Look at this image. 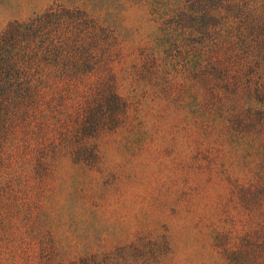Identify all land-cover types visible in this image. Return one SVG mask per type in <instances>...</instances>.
Listing matches in <instances>:
<instances>
[{
    "label": "rangeland",
    "instance_id": "1",
    "mask_svg": "<svg viewBox=\"0 0 264 264\" xmlns=\"http://www.w3.org/2000/svg\"><path fill=\"white\" fill-rule=\"evenodd\" d=\"M166 3L0 0V30L53 5L96 37L92 73L50 64L59 91L0 138V264H264V126L228 120L233 95L207 76L249 70L225 45L191 70L161 37Z\"/></svg>",
    "mask_w": 264,
    "mask_h": 264
},
{
    "label": "trees",
    "instance_id": "2",
    "mask_svg": "<svg viewBox=\"0 0 264 264\" xmlns=\"http://www.w3.org/2000/svg\"><path fill=\"white\" fill-rule=\"evenodd\" d=\"M165 5L169 11L165 12L161 37L187 48L184 57L191 70L223 45L229 49L228 57L248 68L241 80L240 75L230 76L221 62H216L207 76L220 82L213 85L217 92L225 89L233 95L228 120L242 126H264V0H173V5ZM94 25L81 11L74 14L51 5L26 20L10 21L0 30L1 140L6 137V128L30 125L34 113L41 112L48 89L59 91L56 82L47 77L50 64L69 78L92 73ZM47 56L55 63H48ZM253 74L257 77L251 82ZM115 91L113 87L108 90L113 97L117 96ZM98 103L107 111L114 110L113 103ZM32 257H27L29 264ZM74 264L103 263L80 257Z\"/></svg>",
    "mask_w": 264,
    "mask_h": 264
}]
</instances>
